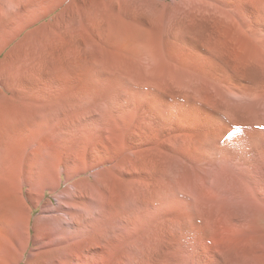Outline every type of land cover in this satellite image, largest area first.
<instances>
[{"label":"rangeland","instance_id":"obj_1","mask_svg":"<svg viewBox=\"0 0 264 264\" xmlns=\"http://www.w3.org/2000/svg\"><path fill=\"white\" fill-rule=\"evenodd\" d=\"M123 8L126 48L144 41V69L127 71L141 83L95 87L76 182L45 207L60 214L39 217L23 264H180L191 230L217 243L221 223L264 207V0Z\"/></svg>","mask_w":264,"mask_h":264},{"label":"crops","instance_id":"obj_2","mask_svg":"<svg viewBox=\"0 0 264 264\" xmlns=\"http://www.w3.org/2000/svg\"><path fill=\"white\" fill-rule=\"evenodd\" d=\"M125 1L0 0V264H23L39 217L59 216L45 207L76 182L67 165L97 116L95 87L141 83L127 76L144 69V41L126 48Z\"/></svg>","mask_w":264,"mask_h":264},{"label":"bare ground","instance_id":"obj_3","mask_svg":"<svg viewBox=\"0 0 264 264\" xmlns=\"http://www.w3.org/2000/svg\"><path fill=\"white\" fill-rule=\"evenodd\" d=\"M237 217L234 222L230 221L231 223L225 224V226H230L229 228L232 230L229 233L227 232L228 228L223 223L219 225L218 229L216 228L217 226L215 227L219 235L221 234V238L217 243L212 242L209 237L195 240V231L191 230L189 240L186 243L187 255L179 263L264 264V207L247 209V211H242ZM211 227H203V235L212 234L213 229ZM176 260L179 261V259ZM145 264H159V261L153 260L145 262Z\"/></svg>","mask_w":264,"mask_h":264}]
</instances>
